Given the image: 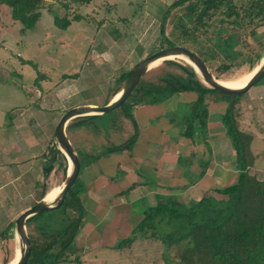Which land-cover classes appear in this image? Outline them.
Returning <instances> with one entry per match:
<instances>
[{
	"label": "trees",
	"instance_id": "1",
	"mask_svg": "<svg viewBox=\"0 0 264 264\" xmlns=\"http://www.w3.org/2000/svg\"><path fill=\"white\" fill-rule=\"evenodd\" d=\"M93 1L0 0V7L9 9L11 19L20 23L22 30L33 28L42 10L48 11L58 29L65 30L82 16L76 13L72 19L61 18L59 12L51 8L52 5L45 9V4L56 3L66 13L72 7L89 6ZM177 8L182 9L180 16L173 12ZM166 24L172 25L170 38L166 36ZM260 28H264V0H178L167 8L160 20L159 32L164 45L155 51L188 45L185 48L196 53L208 69L218 63L216 70L221 74L236 63L243 65L248 62L253 69L263 57L264 42L252 45L249 40L258 37ZM163 64L154 75L147 72L130 98L120 108L108 113H114L112 118L105 114L78 117L69 122L66 133L71 134L73 130L83 132L89 147L88 151L83 147L74 148L81 171L85 165L102 157L132 150L138 138V126L133 117L137 107L162 103L179 94H193L195 99L187 103L182 117L179 118L175 110L179 137L192 145L196 139L203 143L209 118L206 97L212 102H226L219 120L232 147L236 179L227 186L208 190L201 197L188 201L172 194L158 196L154 206L141 212V219L132 229L131 236L120 240L115 249L122 253L138 241L147 239L159 241L164 246V264H264V182L249 172L254 167L256 156L251 148L253 135L241 130L239 124L238 104L242 95L225 96L207 87L188 63L165 60ZM132 69L118 77L113 97L121 92ZM259 84H264V78ZM109 102L105 100L103 105ZM128 125L132 132L126 137L124 131ZM206 152L207 155L199 158L198 175H184L188 185L198 183L205 176L211 151L207 149ZM41 157L44 178L50 176L55 166L66 173L67 161L54 136ZM192 159L193 153L185 158L179 156L178 164L185 160L189 169ZM37 187H42L39 193L41 201L49 190L45 185ZM85 189L78 177L59 208L36 214L26 221L31 245L27 264H83L79 252L74 249V242L87 215L81 201ZM8 230L6 228L2 233ZM13 238L11 235L10 239ZM70 255L75 258L70 260ZM10 262L8 252H5L2 264Z\"/></svg>",
	"mask_w": 264,
	"mask_h": 264
},
{
	"label": "rangeland",
	"instance_id": "2",
	"mask_svg": "<svg viewBox=\"0 0 264 264\" xmlns=\"http://www.w3.org/2000/svg\"><path fill=\"white\" fill-rule=\"evenodd\" d=\"M151 1L94 0L89 6H75L66 13L58 4L46 3L45 9L52 5L51 8L56 9L61 18L72 19L76 13L82 16L81 20L72 22L65 30L53 24L47 10L41 11V17L33 28L22 30L20 23L11 19L9 9L0 7V264L5 252H8L11 261L19 250L15 225L12 224L22 212L40 201L42 187L37 186L45 185L46 190L54 187L61 189L65 183L69 165L65 174L62 168L55 166L50 176L44 178L41 157L61 116L77 106H104L105 100L114 98L111 97L118 77L164 45L159 32L160 20L167 8L178 0H165L167 6L161 13L152 11ZM173 12L180 16L182 9L177 8ZM171 27V24H166V36H169ZM258 34L256 39L249 40L252 45L264 42V28H260ZM172 60L185 63L179 58ZM262 60L263 57L253 69L248 62L243 65L236 63L221 74L216 70L217 63L209 71L216 81L232 83L259 67ZM164 61H157L148 74L157 73L164 66ZM192 95H177L181 99L176 100L175 106L171 101L174 98L146 106H157V112L165 110L167 118H177L178 111L180 118L186 113V98ZM238 107L241 130L253 135L251 148L256 161L249 170L250 175L264 182V84L256 85L242 95ZM113 114L106 117L110 119ZM212 114L217 122L212 123L210 131L213 135H225L219 116L216 112ZM176 132L177 129L172 126L173 152L181 148L178 144L181 137ZM66 134L75 149L83 147L89 150L88 143L75 142L70 134ZM193 145L204 148L199 139ZM209 145L212 150L209 158L213 160L218 175L210 182L206 178V184L224 187L233 183L236 171L229 139L211 141ZM196 150L192 148L191 152L199 156L200 152ZM181 163L178 164L180 168H188L185 160ZM169 192L188 201V197L185 198L178 189H166V193ZM6 228L8 232L2 233ZM99 230L95 240H101L100 245L92 244L91 251L83 246L85 244L81 240L75 244L74 249L79 252L83 264H164L162 255L165 248L156 240H140L122 253L115 249L120 240L131 236V232H125L132 230L128 224H122L120 229L118 217ZM11 235L13 239H10ZM80 245L83 247L79 248ZM74 258L70 255V260Z\"/></svg>",
	"mask_w": 264,
	"mask_h": 264
},
{
	"label": "crops",
	"instance_id": "3",
	"mask_svg": "<svg viewBox=\"0 0 264 264\" xmlns=\"http://www.w3.org/2000/svg\"><path fill=\"white\" fill-rule=\"evenodd\" d=\"M151 2L153 12L161 13L167 6L164 4L165 0H152ZM173 98L174 100L171 101L175 106L181 97L175 96ZM186 99L189 103L195 98L189 96ZM205 102L209 109V118L207 137L203 142L204 148L197 146L198 144L195 145L197 147H194L191 143L181 140L178 142L181 148L174 152L172 148V140L174 139L171 133L172 126L175 130L177 129L176 133L180 136V127L176 123V118L172 116L167 118L166 113L164 114L165 110L157 112L155 110L157 106H140L134 110L133 117L138 126V138L132 150L102 157L90 165H85L80 171L79 178L86 188L81 195V201L87 215L74 245L81 240L85 244L83 246L88 249L91 248L92 244L99 246L101 240H95L100 234L99 228L104 227L116 217L119 218L120 229L122 224H128L129 228L132 226L133 229L140 220L141 212L154 206L158 196L171 193L167 194L166 189H178L189 200L199 198L208 190L218 188L205 182L206 178L210 182L218 175L216 166L212 164L213 160L209 161L208 172L198 183L190 186L184 177L185 174L190 177L198 175L200 171L199 157L207 153L211 141L214 143L220 142L221 139L226 141L225 135H213L210 131L212 123L217 122V119L214 120L212 112H216L218 116L222 115L221 112H224L226 102L221 100L212 102L211 99L208 100V97H206ZM216 102H218V107L215 105ZM131 132L132 128L128 125L124 135L126 134L127 137ZM70 135L75 139V142H85L84 133L81 131L73 130ZM192 148H196L200 155H194L195 158L192 159L189 169L184 170L178 166V158L179 156L188 157L192 153ZM210 151L212 150L210 149ZM208 156L211 158V154ZM132 186L134 187L127 192ZM90 216H93L91 220L88 219ZM129 232L132 230L125 233L128 234ZM83 246L80 245L79 248Z\"/></svg>",
	"mask_w": 264,
	"mask_h": 264
},
{
	"label": "water",
	"instance_id": "4",
	"mask_svg": "<svg viewBox=\"0 0 264 264\" xmlns=\"http://www.w3.org/2000/svg\"><path fill=\"white\" fill-rule=\"evenodd\" d=\"M179 56H182L187 60V63L194 68L207 87L214 89L221 95H244L251 90V88L258 85L264 78V51L261 64L248 82L243 87L230 88L220 84L214 79L206 64L196 53L182 46H174L156 51L141 60L132 69V72L125 83V86L119 93V96L110 101L107 105H84L67 110L61 116L54 131V139L59 146L60 152L64 155L67 164L69 165L66 180L54 201L48 203L45 201V198H43L41 201L36 202L33 206L26 209L15 219V233L19 242V258L16 264H27L30 257L31 245L26 231V221L36 214L59 208L64 203L67 194L79 177L81 164L76 151L66 134V128L69 122L78 117L105 115L117 110L130 98L138 83L152 68L153 63L159 60H172L174 58H178Z\"/></svg>",
	"mask_w": 264,
	"mask_h": 264
},
{
	"label": "bare ground",
	"instance_id": "5",
	"mask_svg": "<svg viewBox=\"0 0 264 264\" xmlns=\"http://www.w3.org/2000/svg\"><path fill=\"white\" fill-rule=\"evenodd\" d=\"M179 59H181L182 61H185V63L187 62V60L182 57V56H179L178 57ZM157 64V62L153 63L152 64V68ZM258 69V67L256 69H254L253 71H251L250 73H248L247 75L243 76V77H240L237 81H234L232 83L230 82H219L220 84L224 85V86H227V87H230V88H239V87H243L247 82L248 80L251 78V76L254 74V72ZM247 80V81H246ZM246 81V82H245ZM245 82V83H244ZM244 83V84H243ZM120 93V92H119ZM119 93L112 99H116L118 96H119ZM61 189H58L56 187L54 188H51L49 190V192H47L48 194V199L46 198V195H45V201L48 202V203H51L52 201H54V199L58 196L59 192H60ZM19 258V250L16 251L15 253V258L14 260H11V262L9 264H16L17 260Z\"/></svg>",
	"mask_w": 264,
	"mask_h": 264
}]
</instances>
